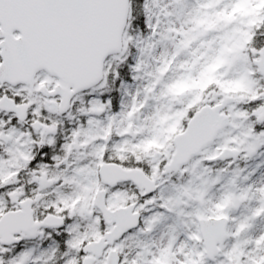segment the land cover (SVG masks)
Wrapping results in <instances>:
<instances>
[{
	"label": "snow or ice",
	"instance_id": "1",
	"mask_svg": "<svg viewBox=\"0 0 264 264\" xmlns=\"http://www.w3.org/2000/svg\"><path fill=\"white\" fill-rule=\"evenodd\" d=\"M0 264H264V0H0Z\"/></svg>",
	"mask_w": 264,
	"mask_h": 264
}]
</instances>
